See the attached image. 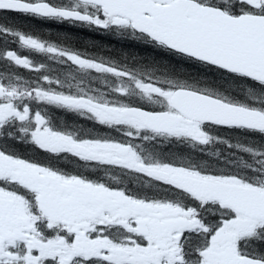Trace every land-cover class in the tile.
Masks as SVG:
<instances>
[{
  "label": "snow or ice",
  "instance_id": "6c2138e0",
  "mask_svg": "<svg viewBox=\"0 0 264 264\" xmlns=\"http://www.w3.org/2000/svg\"><path fill=\"white\" fill-rule=\"evenodd\" d=\"M0 13V264H264V0Z\"/></svg>",
  "mask_w": 264,
  "mask_h": 264
},
{
  "label": "trees",
  "instance_id": "16d2710c",
  "mask_svg": "<svg viewBox=\"0 0 264 264\" xmlns=\"http://www.w3.org/2000/svg\"><path fill=\"white\" fill-rule=\"evenodd\" d=\"M33 26L37 27L36 24H33ZM39 30L42 31L43 33L49 34V33H55L56 31H60L61 29L56 30L55 27H53V28H43L42 29L41 27H39ZM79 38L81 40H87V39H93L94 37L92 38V37L87 36V33H79ZM97 43L103 44L105 47H113V46L120 47L119 44H110L108 40L103 41V40H98L97 39ZM111 43H114V42H111Z\"/></svg>",
  "mask_w": 264,
  "mask_h": 264
},
{
  "label": "flooded vegetation",
  "instance_id": "af4514ba",
  "mask_svg": "<svg viewBox=\"0 0 264 264\" xmlns=\"http://www.w3.org/2000/svg\"><path fill=\"white\" fill-rule=\"evenodd\" d=\"M0 16H8L9 18H14L15 19V22L16 23H23V24H25V25H27L28 23H29V21L27 20V19H25V18H22V20H18L20 17L19 16H15L14 14H9V13H0ZM33 27H36V26H33ZM38 28L39 27H41L42 29L43 28H49L50 26L49 25H44V24H40V25H38L37 26ZM40 31V30H39ZM40 32H42V31H40ZM43 33V32H42ZM87 36H89V37H94V38H96V39H98V40H101L102 38H100V37H95V35L93 34L92 36H90V34H87ZM107 39H105V40H103V41H106ZM69 118H71V117H69Z\"/></svg>",
  "mask_w": 264,
  "mask_h": 264
}]
</instances>
